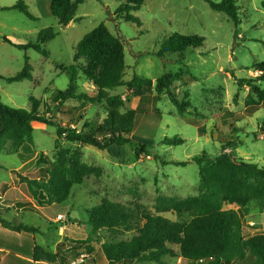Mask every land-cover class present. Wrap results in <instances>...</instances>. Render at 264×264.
I'll list each match as a JSON object with an SVG mask.
<instances>
[{
	"label": "rangeland",
	"instance_id": "obj_1",
	"mask_svg": "<svg viewBox=\"0 0 264 264\" xmlns=\"http://www.w3.org/2000/svg\"><path fill=\"white\" fill-rule=\"evenodd\" d=\"M16 1L0 0V35L14 42H34L37 32L48 26H53L57 35L45 44L50 51L48 57L32 48L18 49L0 41L2 102L29 110L33 96L40 100L38 109L41 113L58 117L64 125L71 121L72 127L81 128L88 120L100 122L106 115L104 102L68 99L57 107L51 97L56 89L67 87L72 65L78 71V90L95 94V87L79 70L83 60L74 61L73 54L77 41L103 22L123 40L124 82L134 75L155 80L164 73L181 71V77L173 80L171 90L179 100L189 103L185 112H179L165 92L157 96L153 90L131 92L126 86H120L109 91L124 99L120 110H136L129 143L99 149L60 139L59 147L55 148V126L39 121L33 122L29 148L16 151L12 142H6L0 150V191L11 189L14 198L8 204L0 198L4 203H0V216L12 224L38 227L39 232L31 233L32 237L49 250H59L64 263H69L68 248L89 235L91 226L85 223L86 210L102 198L124 204L140 202L152 209L160 195L178 199L194 196L199 193V175L192 158L202 153L213 158L222 152H231L264 167V99L259 98L247 83L238 81L255 79L264 73V68L257 67L264 63L261 0H236L238 25L226 13L210 8L205 0H144L139 9L131 12L140 19V25L118 18L115 14L119 5L117 0H83L75 20L66 25L58 24L56 17L50 14L49 0H23L34 19L16 8H6ZM175 32L203 35L205 42L201 47L189 48L183 58L175 53L160 58L156 52L161 43ZM25 56L32 66L33 80L6 81L5 77L22 69ZM254 84L264 89V80H256ZM57 109L67 113L59 114ZM174 135L182 137L184 142L176 146L161 142L164 136ZM228 141L233 144L227 146ZM136 143L145 145V151L136 154L133 150ZM58 148H67L69 156H76L90 173L71 188L69 197L62 203L37 206V211L17 208L18 200L35 203L20 175L39 174L37 154L42 152L48 160H53ZM20 151L26 159L30 158L28 162H23L18 155ZM224 207L236 208L228 204ZM243 211L242 234L264 232V207L250 201L243 206ZM164 215L174 220L189 218L185 213L166 212ZM131 235L121 229H101L90 242L91 254L84 252L81 257L91 255L96 264H103L106 259L100 244L127 240ZM133 264L190 262L182 257L165 255L160 263ZM221 264L235 263L222 261Z\"/></svg>",
	"mask_w": 264,
	"mask_h": 264
},
{
	"label": "trees",
	"instance_id": "obj_2",
	"mask_svg": "<svg viewBox=\"0 0 264 264\" xmlns=\"http://www.w3.org/2000/svg\"><path fill=\"white\" fill-rule=\"evenodd\" d=\"M117 1L119 5L115 14L118 18L140 25V19L131 12L139 9L144 0ZM205 1L213 10L226 13L235 25L239 24V6L236 0ZM82 2L83 0H49V12L56 17L58 24L66 25L75 20L77 8ZM261 6L264 8V0H261ZM6 8H16L28 18H35L23 0H17ZM56 35L54 27L48 26L37 32L34 42H14L5 35H0V41L18 49L32 48L48 57L50 51L45 44ZM204 42L203 35L175 32L161 43L156 55L164 58L166 54L175 53L183 58L189 48L201 47ZM79 59L84 62L79 70L84 78L93 84L95 94L89 95L78 90V71L72 65L67 87L56 89L51 100L57 107L68 99L91 103L102 101L106 106L105 117L100 122L85 121L81 128H77L71 126V121L64 125L58 117L41 113L38 109L40 100L33 96L30 97L29 110L10 106L0 99V150L8 141L12 142L16 151L23 147L29 148L27 144L32 143L34 121L55 126V148L59 147L60 139L89 144L99 149L129 143L135 127L136 110H120L124 99L109 93L111 89L120 86H126L131 92L137 89L153 90L157 96L165 92L179 112H185L189 106L187 101L179 100L171 90L173 80L181 77V71L164 73L155 80L134 75L124 82L126 64L123 40L118 32L113 34L103 22L77 41L73 60ZM257 67L263 70L264 63L257 64ZM31 69L28 57L25 56L22 69L4 79L8 82L33 80ZM256 80H264V73L255 79H238L239 82L247 83L259 98L264 99V89L254 84ZM57 112L67 113L62 109H57ZM161 142L176 146L182 144L184 139L177 135L164 136ZM232 144L230 141L226 143L227 146ZM133 150L136 154L144 152L145 145L136 143ZM68 153L67 148H58L53 160H48L42 152L37 154L36 164L41 169L39 174L29 177L20 175L35 203L18 200L17 208L37 211V206L54 205L67 200L71 188L80 184L83 177L90 173L76 156L71 157ZM18 155L23 162L30 160L26 159L21 151ZM192 160L198 166V194L182 199L160 195L155 199L152 209L140 202L124 204L102 198L99 203L86 210L85 223L91 226L89 235L68 248L67 264L79 259L84 252L91 254L93 247L90 242L94 240L93 235L101 229H121L132 233L127 240H109L100 244L106 264H133L145 261L160 263L165 255L182 257L189 260L190 264H221L222 261L235 264H264V232L243 235L241 231L242 216L245 214L243 206L250 201H256L264 207V167L254 161L237 157L231 152H222L213 158H208L202 153ZM163 162L185 164L175 161ZM12 192L11 189L0 191L2 200L7 204L14 198ZM226 204L236 208H225ZM166 212L178 215L185 213L189 218L174 220L165 216ZM37 232L39 228L36 226L12 224L0 216V264H66L59 250H49L35 241L31 233ZM80 264L96 262L88 255L81 258Z\"/></svg>",
	"mask_w": 264,
	"mask_h": 264
},
{
	"label": "built area",
	"instance_id": "obj_3",
	"mask_svg": "<svg viewBox=\"0 0 264 264\" xmlns=\"http://www.w3.org/2000/svg\"><path fill=\"white\" fill-rule=\"evenodd\" d=\"M81 258H82V257H81ZM81 258L76 259V260H72V261L70 262V264H77Z\"/></svg>",
	"mask_w": 264,
	"mask_h": 264
},
{
	"label": "crops",
	"instance_id": "obj_4",
	"mask_svg": "<svg viewBox=\"0 0 264 264\" xmlns=\"http://www.w3.org/2000/svg\"><path fill=\"white\" fill-rule=\"evenodd\" d=\"M0 198L3 199V196H0ZM1 202H2V201H1ZM1 202H0V203H1ZM36 242H37V241H36ZM54 264H56V263H54ZM103 264H106V261H105V263L103 262Z\"/></svg>",
	"mask_w": 264,
	"mask_h": 264
}]
</instances>
